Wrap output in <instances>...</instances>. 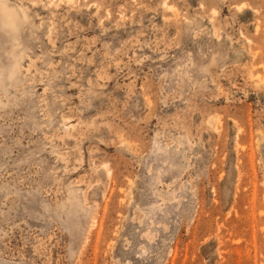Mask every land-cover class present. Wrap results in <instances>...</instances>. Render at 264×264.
I'll return each instance as SVG.
<instances>
[{"label": "rangeland", "instance_id": "1", "mask_svg": "<svg viewBox=\"0 0 264 264\" xmlns=\"http://www.w3.org/2000/svg\"><path fill=\"white\" fill-rule=\"evenodd\" d=\"M0 264H264V0H0Z\"/></svg>", "mask_w": 264, "mask_h": 264}, {"label": "bare ground", "instance_id": "2", "mask_svg": "<svg viewBox=\"0 0 264 264\" xmlns=\"http://www.w3.org/2000/svg\"><path fill=\"white\" fill-rule=\"evenodd\" d=\"M12 26V25H11ZM12 31H14V30H12ZM8 33V32H7ZM14 33V32H13ZM13 33H11V34H13ZM9 36V35H8ZM16 37V36H15ZM14 39V38H13Z\"/></svg>", "mask_w": 264, "mask_h": 264}]
</instances>
